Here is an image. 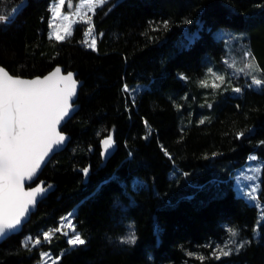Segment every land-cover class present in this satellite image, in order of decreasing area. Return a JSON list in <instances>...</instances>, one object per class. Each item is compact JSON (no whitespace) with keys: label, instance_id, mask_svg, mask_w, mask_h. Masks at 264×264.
Listing matches in <instances>:
<instances>
[{"label":"trees","instance_id":"16d2710c","mask_svg":"<svg viewBox=\"0 0 264 264\" xmlns=\"http://www.w3.org/2000/svg\"><path fill=\"white\" fill-rule=\"evenodd\" d=\"M52 1L0 0V14L13 16L0 24V65L23 77L62 65L83 81L79 109L63 127L69 144L40 176L54 188L23 231L0 243V264H35L42 250L63 252L59 264H201L196 257L224 244L229 227L238 242L250 243L203 264H264L260 210L232 178L249 154L264 160V90L243 85V75L239 82L226 75L214 88L208 73L226 71L227 34L235 33L233 50H247L264 70V0H109L92 16L95 50L84 45L81 22L64 41L49 39ZM163 21L167 29L152 30ZM184 30L200 34L189 40ZM118 61L122 75L110 70ZM124 83L141 85L147 106H138L137 95L133 104ZM240 131L245 136L237 139ZM110 132L118 146L104 161L100 141ZM259 200L264 204V191ZM73 209L85 245L70 248L56 233L37 249L22 246L26 234L58 227ZM132 230L136 243H121Z\"/></svg>","mask_w":264,"mask_h":264},{"label":"snow or ice","instance_id":"6c2138e0","mask_svg":"<svg viewBox=\"0 0 264 264\" xmlns=\"http://www.w3.org/2000/svg\"><path fill=\"white\" fill-rule=\"evenodd\" d=\"M109 0H80V3L90 7L92 14H95L96 7L103 8ZM66 0H55L51 11L52 20L61 16V8L65 5ZM71 7V0H68ZM18 8H12L11 12L16 13ZM79 12V8H77ZM13 16L9 14H0V24H8L12 21ZM65 20L69 19L68 15L64 16ZM88 25L85 37L92 36L91 42L85 40L86 46L96 49L97 39L94 32V23L92 16L89 15L87 21H80ZM190 23V21H185ZM150 27L152 22H149ZM168 28V21H163L161 25L152 27L153 31H159L160 28ZM49 39L55 37L56 41H64L70 35L69 27L64 25L49 24ZM55 29L52 31L51 29ZM102 36L103 33H100ZM246 62L243 67H236L233 60L228 67L233 70V75L243 74L250 77V82L246 85L248 88L264 89V80L258 79L253 73L256 71L264 72L258 66H254L250 52L244 54ZM61 69L57 67L54 72L47 76L35 77L33 79H24L20 76H13L6 68L0 66V239L14 234L22 228L23 223L28 218L30 212L36 204L50 190L51 185L44 186L41 181L35 187L25 189V182L32 181L38 174L42 165L47 158L56 151L62 149L67 137L58 131V125L61 121L69 118L73 110L71 103L75 95V89L78 81L74 78V73L60 75ZM208 73L218 78L221 83L225 82V76L214 72L211 68ZM185 78L186 77H182ZM202 86H207L206 81H200ZM212 87L217 88L220 85L213 83ZM143 90L140 85L129 86L127 83L122 85V91L135 104V96ZM235 93H241V87H232ZM211 105H209L210 107ZM148 134L151 129L144 122ZM200 123H204L203 120ZM99 135V133H98ZM245 136V131L236 133V138L241 139ZM145 139L148 137L145 136ZM264 144V141L260 142ZM102 156L111 155V150L115 146L113 134L110 132L100 141ZM165 155L171 159V155L164 150ZM131 155V154H129ZM215 155V154H214ZM249 161H258L259 157L250 155ZM85 177L88 176L90 167L81 169ZM186 176L187 173H184ZM264 176V162L255 166H250L238 174V178L248 183L241 186V195L252 207L260 210L257 221V229L264 222V204L259 201L258 193L264 191L261 188V177ZM75 214L68 213L62 217L59 226L54 229H48L40 235L33 238L28 236L22 242V246L27 250L39 248L43 243H50L54 234L61 233L66 238V243L70 248H76L86 244V240L76 231V226L72 222ZM68 228L64 232L62 229ZM228 238L224 244L216 245L208 257L199 255L196 258L201 264L206 259H215L219 261L222 257L231 256L234 252L239 253L250 241H237L239 233L234 228H227ZM137 236L135 231H130L126 236L121 237L120 242L124 244H135ZM212 247V245H208ZM64 253L55 257L48 251L40 252V264H59ZM194 256V253H188Z\"/></svg>","mask_w":264,"mask_h":264},{"label":"rangeland","instance_id":"374dc122","mask_svg":"<svg viewBox=\"0 0 264 264\" xmlns=\"http://www.w3.org/2000/svg\"><path fill=\"white\" fill-rule=\"evenodd\" d=\"M54 3H55V0L52 1L51 8H52V6H53ZM77 8H79V12H77ZM96 9H97V7H96ZM96 9H95V11H96ZM65 15H68L69 16V19L68 20H65L64 19V16ZM89 15L93 16L92 11L90 10V7L87 6V5H84V4L80 3V0H78L77 2L71 0V7H69L68 0H66L65 5L61 8V16L60 17H57L55 20H52L51 19V23L54 24V25H57V26H59V25L68 26L69 27V31L72 34L75 26L78 23H80V21H87ZM87 29H88V25H87L86 31H87ZM51 30L54 31L55 29L53 28ZM49 31H50V29H49ZM184 33H185V36L187 38H189V40H191V39L196 38L200 34V31L197 30L193 34H190L188 31H185L184 30ZM93 35H95V32H93ZM238 35H239L238 33H235V34H227V41H228L227 47H228L229 52H228V56H226L225 59H224L225 61H228L229 64L234 60L236 62V67L237 68L243 67L244 63L246 62L245 56L244 55L242 56V55L238 54L240 48H239V50H238V48L235 51L233 50V45H235L236 42H238V39H237ZM95 37H96V35H95ZM53 38H55V37H53ZM91 39H92V36L85 37V39H84V45L86 46L85 40H87V42L90 43L91 42ZM86 47L87 48H90L88 46H86ZM246 52H248V51L245 50V53ZM252 62L254 64V66H255L254 60ZM225 66H226V68H225L226 71L225 72H220L219 70H216V69H214L212 67H211V69L214 72L218 73V74L224 75L225 76V82H226V78H227L226 75H228V76L230 75V78H232L233 81L239 82L240 80L238 78L240 76H242L243 74L234 76L233 75V70L228 67V64H226ZM123 67H124V63L122 61H118L112 68H110V70L113 73H116L118 75H122ZM253 74L256 75L258 79L264 80L261 77V75H260V73L258 71L254 72ZM209 77H210L209 81H210V83L212 85H213V83H215L217 85H220V84H224L225 83V82L224 83H221V81L218 78H216L215 76H212L211 74H209ZM244 77L247 80L246 81H241V83L243 85H247L250 82V77H246V76H244ZM259 89H262V88H259ZM262 90H264V89H262ZM145 92L146 91L143 88V90L137 94V100H138L137 104H138V106L140 104L142 106H147V102H148L149 95H147ZM113 136H114V140L117 141L116 136L114 134H113ZM250 155H255V156L259 157L258 155H256V153L249 154V156ZM261 162H264V160H262L260 157H259V160L258 161H249V160H247L246 164L243 167H241L238 170H236V172L234 173V175H233L232 178L234 180V184H235V187H236V190H237V193L238 194L241 195V186L246 185L248 183L247 181H244V180L239 179L238 178V174L242 170H244V169H246V168H248L250 166H255V165H257V164H259ZM260 183H261V188H263V186H264V176L261 177ZM259 193H258V195H259ZM70 212H73L75 214V210L74 209L71 210ZM67 214H65L64 216H66ZM72 222L75 224L74 220ZM62 231L66 232V231H68V228L65 227L64 229H62ZM28 236H31V235L26 234L24 236V238H23V241ZM33 238H35V237H33ZM42 251H46V250H42ZM48 252H50V251H48ZM52 256H53V254H52ZM35 264H40V260L38 262H36Z\"/></svg>","mask_w":264,"mask_h":264},{"label":"water","instance_id":"95a60500","mask_svg":"<svg viewBox=\"0 0 264 264\" xmlns=\"http://www.w3.org/2000/svg\"><path fill=\"white\" fill-rule=\"evenodd\" d=\"M0 66H2V65H0ZM3 67H4V66H3ZM57 67H59V68L62 70L61 73H60V75H66V74L69 73V72L74 73V74H75L74 78L79 82L78 85H77V87H76V89H75V95L72 97V100H71V103H72V105H73V110H72V112H71V115H70L69 118H66L65 120L61 121L60 124L58 125V131H60L61 133H63V134L67 137V140L65 141V143H64V145H63V147H62L61 150L56 151L54 154H51L49 158H47L45 164L42 165V167H41V169L39 170L37 176H36L32 181H30V182L26 181V182H25V185H24V186H25V189H27V188H29V187H35V186H36L37 184H39L41 181L44 182V186H45V187H48L49 185H51V184H47V180H46V179H43V178L40 179V176H41L43 170L45 169V167L47 166V164H48V163L50 162V160L53 158V156L56 155L57 153L63 151V150L67 147V145L69 144V141H70V139H71V136H70V134H68L67 132H65V131L63 130V127H64V125L70 120V118L75 114V112L79 109V104H78L77 101H78V98H79V91H80V88H81V86H82V84H83V81H81V80L78 79V77H77V72H76V71H65L64 66H62V65H57V66H55L51 71H49L47 74H45V75H43V76H35V77H41V78H43L44 76H47L48 74L54 72V70H55ZM4 68H6V67H4ZM6 69H7V68H6ZM7 70H8V69H7ZM8 71H9V70H8ZM9 72H10V71H9ZM10 73H11V72H10ZM11 74H12V73H11ZM12 75H13V76H17V75H14V74H12ZM20 77H21V78H24V79H33V78H35V77H23V76H20ZM117 146H118V144H117V142L115 141V146H114V148L111 150V155L115 152V150L117 149ZM111 155H109V156H103L104 161H107V160L111 157ZM53 188H54L53 185H51L50 190L45 194V196H44L42 199H40V200L38 201V203L36 204L35 208L30 212L28 218H27L26 221L23 223L22 228H21V229H18L14 234H19V233H21V232L23 231L24 226L30 221L32 215L37 211V209H38V207H39V204H40V203H41V202H42V201L48 196V194L53 190ZM11 235H13V234H10L8 237H10ZM8 237H6V238H4V239H0V243L3 242L4 240H6Z\"/></svg>","mask_w":264,"mask_h":264}]
</instances>
